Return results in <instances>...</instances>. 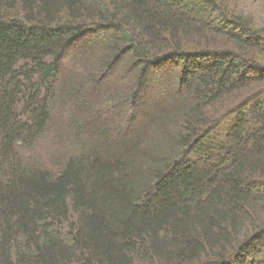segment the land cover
<instances>
[{
	"label": "trees",
	"instance_id": "trees-1",
	"mask_svg": "<svg viewBox=\"0 0 264 264\" xmlns=\"http://www.w3.org/2000/svg\"><path fill=\"white\" fill-rule=\"evenodd\" d=\"M0 264H264L235 0H0Z\"/></svg>",
	"mask_w": 264,
	"mask_h": 264
},
{
	"label": "rangeland",
	"instance_id": "rangeland-1",
	"mask_svg": "<svg viewBox=\"0 0 264 264\" xmlns=\"http://www.w3.org/2000/svg\"><path fill=\"white\" fill-rule=\"evenodd\" d=\"M240 12L254 20L258 29L264 30V0H235Z\"/></svg>",
	"mask_w": 264,
	"mask_h": 264
}]
</instances>
